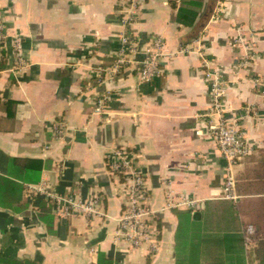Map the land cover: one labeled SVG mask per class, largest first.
I'll return each mask as SVG.
<instances>
[{
	"label": "crops",
	"instance_id": "0c3cea01",
	"mask_svg": "<svg viewBox=\"0 0 264 264\" xmlns=\"http://www.w3.org/2000/svg\"><path fill=\"white\" fill-rule=\"evenodd\" d=\"M182 7L197 14L194 23L180 22ZM0 8L7 67L16 35L29 64L0 74V176L15 179L12 158L41 160L43 169L24 173L19 184L45 183L82 199L98 194L105 214L53 212L49 232L37 216L43 197H1L0 251L42 264H264V0H140L128 26V0H0ZM126 31L142 50L154 37L164 42L161 72L150 82L139 76L141 49L117 74L105 72ZM213 72L224 83L222 114L249 148L235 167L237 201L225 198L226 162L210 133L220 121ZM102 96L109 100L97 113ZM118 148L136 158L149 185L155 254L115 239L125 210V181L110 168ZM184 200L195 207L167 209ZM249 226L256 234L248 247Z\"/></svg>",
	"mask_w": 264,
	"mask_h": 264
},
{
	"label": "built area",
	"instance_id": "2783aa9c",
	"mask_svg": "<svg viewBox=\"0 0 264 264\" xmlns=\"http://www.w3.org/2000/svg\"><path fill=\"white\" fill-rule=\"evenodd\" d=\"M140 0H128L129 8L126 9L124 24L126 26L132 24L136 20L135 7ZM8 40L9 32L6 23V16L2 8H0V63L4 60L8 61ZM13 59L6 70L16 74L24 71L29 67L27 60L22 54L21 37L16 35L12 40ZM141 48L136 40L126 31L123 36L122 49L115 63L107 70L106 73L117 74L121 71L125 64L134 63L136 56ZM145 56L141 62L140 79L145 82L152 81L160 74V63L164 56V42L160 37L152 38L146 47L141 51ZM10 60V59H9ZM101 70V72H103ZM0 71V74L2 73ZM210 92L215 105V114L220 117V121L216 125L210 126V133L217 140L218 147L225 159V198L237 201L239 198L236 190L235 167L237 161L247 155L249 148L246 142L245 134L236 124L226 121L222 113L224 109L222 101L224 97L223 80L218 73H209ZM109 97L102 96L97 99L96 112L101 113L105 108V104ZM56 136L62 135L60 129L55 128ZM110 157V168L112 174L125 181V189H122L123 200L125 202V210L119 217L118 228L115 232L117 242H127L131 249H139L146 247L151 254H155L159 250L157 238L156 216L151 207V196L149 185L146 179L138 171L136 158L126 149L118 148L112 150ZM26 192L33 196H40L53 205V212L56 215L72 217L84 216L88 219H99L105 217L102 206V198L98 194L82 199L76 196H61L60 194L50 190L45 183L28 186ZM196 201L184 200L183 202H171L167 209L187 206L194 208ZM256 234V229L249 226L246 229V242L249 247L252 244V237Z\"/></svg>",
	"mask_w": 264,
	"mask_h": 264
},
{
	"label": "trees",
	"instance_id": "16d2710c",
	"mask_svg": "<svg viewBox=\"0 0 264 264\" xmlns=\"http://www.w3.org/2000/svg\"><path fill=\"white\" fill-rule=\"evenodd\" d=\"M180 22L182 24L188 23L191 21L194 23L197 14L189 13L186 8H181L179 10ZM192 19V20H191ZM148 44V43H147ZM8 65V61L6 60V56L4 60L0 63V71L6 70ZM43 162L37 159H28V158H12L11 159V167L15 169V179L10 180L7 178H3L0 176V193H5L7 196L0 195L4 200H10L11 202H19L22 198V193L25 191L26 187L19 184L18 180L24 181V173L28 172H40L43 169ZM40 204L37 208V216L38 219L46 225V228L49 232L53 231L54 227V218H53V205L50 204L47 200L39 198ZM231 215L234 216V208L229 207L228 211ZM236 221V220H235ZM258 224V223H256ZM260 225V224H258ZM260 230H262L260 225ZM262 241V242H261ZM258 244L264 247V240L259 239ZM264 259V257H263ZM0 264H42L38 260H34L28 257L25 258H10L8 257L4 251H0Z\"/></svg>",
	"mask_w": 264,
	"mask_h": 264
}]
</instances>
